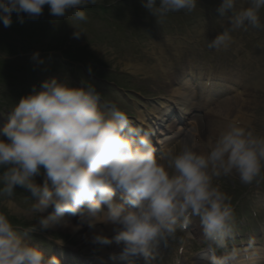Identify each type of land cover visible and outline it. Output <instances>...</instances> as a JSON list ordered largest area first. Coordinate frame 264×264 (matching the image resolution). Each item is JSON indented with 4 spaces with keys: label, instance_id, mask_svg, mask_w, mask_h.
Returning a JSON list of instances; mask_svg holds the SVG:
<instances>
[{
    "label": "clouds",
    "instance_id": "9594fccd",
    "mask_svg": "<svg viewBox=\"0 0 264 264\" xmlns=\"http://www.w3.org/2000/svg\"><path fill=\"white\" fill-rule=\"evenodd\" d=\"M153 17L195 10L198 0H140ZM221 0L216 8L226 13L228 26L209 41L210 49L227 48L232 33L251 26L260 28L264 0ZM97 0H0V22L21 24L43 14L45 6L54 18L67 17L81 34L77 22H86L84 10ZM247 5V6H244ZM31 59L43 64L39 51ZM91 72V68L88 69ZM110 110V111H109ZM264 170V135L239 122H229L208 145L207 153L184 144L157 154L148 134L132 123L114 103L105 104L94 84L73 87L56 77L35 85L7 114L0 128V196H12L20 187L35 201L30 212L39 226L30 225L22 235L8 216L0 212V264H61L53 255L33 246L25 236L57 227L79 231L84 226H110L114 235L94 231L93 244L120 247V259L152 264L157 246L198 217L202 233L216 248L209 250L208 264H230L236 251L228 250L234 208L231 198L214 179L238 174L244 184L259 183ZM42 176V182L36 177ZM117 191L120 198L116 199ZM106 206V207H105ZM69 217H76L72 225ZM63 245V244H60Z\"/></svg>",
    "mask_w": 264,
    "mask_h": 264
},
{
    "label": "rangeland",
    "instance_id": "374dc122",
    "mask_svg": "<svg viewBox=\"0 0 264 264\" xmlns=\"http://www.w3.org/2000/svg\"><path fill=\"white\" fill-rule=\"evenodd\" d=\"M109 1L112 0H97V3L106 5ZM221 0H198L197 6L195 10L191 13L188 12H176L170 13L167 17L160 19L159 17L151 16L142 6L140 0L134 1L130 4V8L137 9L142 12H138L137 18H131L129 15L123 17L120 13V10L123 8L121 6L119 9L118 7H111L108 11V16L113 23L105 19L104 17H100L98 15L92 14V17H89L86 22L76 23L77 31L82 32L81 36L77 39L72 36V33L75 29L70 26L73 23L71 19H65L62 22L54 23V24H45V29L48 34L55 35L53 27L57 29H64L65 31V38L66 40H55L57 41L56 45L59 47V51L67 49L71 51L73 57L80 60H89L93 59L92 61H98V64L95 65L97 69L100 71L108 70V72H112L113 74L116 70V73H120L121 71H127L129 69L128 63L129 62H138L145 66L149 72V78L145 79L142 76L137 77L135 80L138 82L134 84H140L143 88L145 86L149 87L151 91H155L154 96L162 98L163 96L167 95L172 88L168 87L166 84L167 81L165 78H160V74L158 75L155 72V64L158 59V48L155 43L160 41L158 35L156 34V26L152 25V21L157 22L158 24L162 21L165 22V26H168L170 29H174L178 25L181 19L184 20L183 25H189L193 28L194 35L193 37L196 39L195 42L197 45H193L189 47L188 45L185 46L183 49V54L181 55V61H185L187 57H192L194 60L199 61L203 69V73L205 75L213 74L218 75V72H221L220 66L222 64V60L220 57L221 49H210L208 44L205 45L204 42L212 40L211 30H216L219 26V21L211 24L208 18L205 16V12L211 15L216 14V17L219 16V13L216 11V8L220 4ZM240 4V0H238L236 8L233 10L236 11L238 5ZM109 8V5L106 6ZM129 8V7H128ZM48 9L45 6L44 10ZM204 11V12H202ZM264 11V9H263ZM174 18V19H173ZM260 19H261V28L264 32V12H260ZM220 20V19H218ZM130 21H134L137 26H135V30L131 28H125L124 24H129ZM108 22V23H107ZM199 24V26L196 24ZM225 22H222L224 24ZM27 24V25H26ZM25 26L32 25L31 23L26 22ZM121 24V25H120ZM38 25L42 26V23H37V25H33L34 27H38ZM94 29L95 31H92ZM52 30V31H51ZM212 30V31H213ZM33 32V31H32ZM61 30H58L56 34L61 33ZM210 35V36H209ZM70 36H72V40H70ZM97 37H100V42H96ZM143 37L145 41H143ZM34 35H32V41L37 42ZM136 38L141 40L140 45L136 44ZM49 40V39H48ZM164 40V39H163ZM51 41V40H49ZM203 41V42H201ZM46 43V40L44 41ZM96 42V44H94ZM39 45L38 43H35ZM44 45V44H43ZM42 44L40 46H43ZM144 46V52L141 51L140 46ZM57 51L54 55H60V52ZM147 51L153 52L154 56H148L146 53ZM212 52V53H211ZM260 52V61L264 59V45H260L259 47ZM133 57V58H132ZM230 57V54L228 55ZM172 59V58H168ZM215 65V66H212ZM127 68V70H126ZM212 68V70H211ZM110 70V71H109ZM158 71V70H157ZM74 72V71H73ZM128 72V71H127ZM117 73V74H118ZM160 73V72H159ZM138 76V75H137ZM159 76V77H158ZM141 77V78H140ZM115 79V78H113ZM1 84V81H0ZM107 85V84H104ZM104 87V86H103ZM112 89L115 88L114 85L111 86ZM175 89L176 86H174ZM102 93H105V89L102 88ZM261 100L258 103L257 111L255 114L257 115L254 118V124L252 125V129H254L255 133L258 135H262L264 133V125L262 123V117L264 115V94L261 92ZM0 103L2 102V92H0ZM232 106L236 107L237 104H233ZM5 110H0V116L4 115ZM251 114V112H249ZM232 115V112H231ZM235 116V113L232 115ZM203 124V123H201ZM202 127V134L203 132L207 133V129L209 126L207 124H203ZM209 138V137H208ZM216 138V137H215ZM212 137L210 140L211 142L215 139ZM192 145V143H191ZM264 172V170H262ZM214 183L218 184L221 190H225L230 184L233 183V180L230 177H225L221 175L218 178L214 179ZM18 202V200H14ZM13 203V204H12ZM1 207H4L6 211L13 216L15 222L26 223V224H33L34 222L38 223L39 226V219L36 214L30 212L29 207H18L13 201H3L0 203ZM50 233L57 236L59 239L63 240L67 244L74 245L78 248H90L92 244L91 242V235L92 231L86 229L84 234L88 237V240L84 244L80 243L77 240L76 234L73 233V229L67 228H60V229H50L48 230Z\"/></svg>",
    "mask_w": 264,
    "mask_h": 264
},
{
    "label": "bare ground",
    "instance_id": "6f19581e",
    "mask_svg": "<svg viewBox=\"0 0 264 264\" xmlns=\"http://www.w3.org/2000/svg\"><path fill=\"white\" fill-rule=\"evenodd\" d=\"M164 78H165V80L167 81V83L166 84H169L168 86L169 87H171V86H173V85H175V84H180L181 82H179V78H177V77H175V76H173V75H171V74H168V73H166V72H163V75H162ZM262 79H264V78H262ZM261 81V80H260ZM185 86H184V85ZM183 84H181V86H180V88L182 89V90H184L185 91V93H183L182 91H181V89L180 90H176V89H174V88H172L171 89V92L172 93H175L176 95H178L179 97H180V100H179V102H177L178 103V105L180 104L182 107H184L185 109H186V111L187 112H189L190 110H191V107L193 106V103H192V101L190 100V96H189V90H188V87L186 86V85H188L187 83H183ZM186 89V90H185ZM232 102H226V103H224V105L221 107V113L223 114V116H227L226 118H229L228 116H230V114H231V112H232V108H234L233 106H232V104H231ZM244 103H245V107L244 108H242L241 109V107L240 106H238V109H239V112H238V115H236V119H239L240 121H242V110H244V109H246V108H249L250 106H251V104L249 103V102H247V101H244ZM242 107H243V105H241ZM220 115V114H219ZM244 123H247V121H243ZM218 125H220L221 127H219V128H217L216 130H214L213 132H212V135L214 136V137H217L218 136V134H219V132L221 131V130H223L228 124H218ZM212 131V130H211ZM209 135H211V134H209ZM212 137V136H211ZM202 140H203V142L204 143H207L208 145L211 143L208 139H206L204 136H202ZM70 219V222H71V224L72 225H75L76 223H77V218H69ZM60 228H67V229H70L71 227H57V228H54V229H60ZM101 229H103L104 230V232H105V234L106 235H110V234H112V231H111V228H110V226H107V225H105L104 226V228L103 227H98V229L96 230V232H98V231H100ZM73 232H75L74 230H73ZM83 233H81L80 235H78V240L81 242V241H86V240H88V237H86L85 235H82ZM116 249H120V247L119 246H117L116 247ZM256 255H257V253H255ZM259 255V254H258ZM252 260H255V259H252ZM253 263H255L254 261H252Z\"/></svg>",
    "mask_w": 264,
    "mask_h": 264
}]
</instances>
